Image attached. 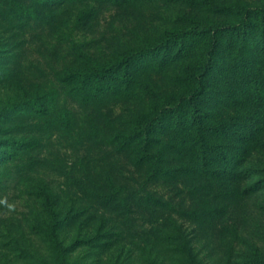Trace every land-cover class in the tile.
<instances>
[{"label":"rangeland","instance_id":"rangeland-1","mask_svg":"<svg viewBox=\"0 0 264 264\" xmlns=\"http://www.w3.org/2000/svg\"><path fill=\"white\" fill-rule=\"evenodd\" d=\"M19 4L35 17L18 23L7 0H0V155L14 153L0 160V264H57L48 208L60 222L57 244L68 264L264 260V190L236 199L218 182L148 181L132 155L110 143L144 110L142 99L85 104L59 82L67 72L154 45L174 28H189L199 13L186 0H132L120 7L97 0ZM193 51L203 50L194 44ZM229 58L226 50L219 53V69ZM178 69L149 71L150 89L157 95L177 91ZM49 92L55 106L44 117L4 111L24 96ZM60 112L67 114L68 129L58 125ZM16 142L31 145L19 151L12 147ZM248 163L264 171V148ZM147 193L169 202V209L144 202ZM213 207V218L192 216Z\"/></svg>","mask_w":264,"mask_h":264},{"label":"trees","instance_id":"trees-1","mask_svg":"<svg viewBox=\"0 0 264 264\" xmlns=\"http://www.w3.org/2000/svg\"><path fill=\"white\" fill-rule=\"evenodd\" d=\"M36 1L63 5L85 0ZM97 1H110L120 7L132 0ZM19 2L7 0L15 21L34 18L32 9ZM186 2L199 13L191 27L174 28L154 45L67 72L59 82L69 95L85 104L92 99H142L144 110L126 132L116 134L110 143L119 151H128L134 167L145 169L148 181L193 178L218 182L226 194L236 199L255 195L264 190V171L248 163L253 152L264 148V2ZM194 44L202 47L201 54L194 53ZM225 50L230 62L219 69L216 58ZM168 67L180 68L175 80L178 89L157 95L150 89L149 71ZM55 99L53 92L24 96L7 104L4 111L44 117L53 112ZM57 122L69 128L65 112L59 113ZM30 145L16 142L12 147L24 151ZM13 154L6 150L0 160ZM143 201L162 211L170 206L150 193L143 196ZM48 209L55 261L68 264L66 250L57 244L60 222L54 210ZM217 212L213 207L192 216L213 218ZM244 264H264V260Z\"/></svg>","mask_w":264,"mask_h":264}]
</instances>
